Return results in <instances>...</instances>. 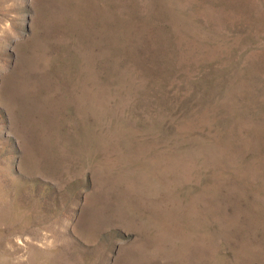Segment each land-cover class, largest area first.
I'll return each mask as SVG.
<instances>
[{
  "label": "rangeland",
  "instance_id": "rangeland-1",
  "mask_svg": "<svg viewBox=\"0 0 264 264\" xmlns=\"http://www.w3.org/2000/svg\"><path fill=\"white\" fill-rule=\"evenodd\" d=\"M0 264H264V0H0Z\"/></svg>",
  "mask_w": 264,
  "mask_h": 264
}]
</instances>
